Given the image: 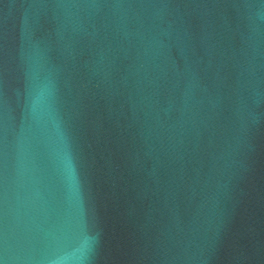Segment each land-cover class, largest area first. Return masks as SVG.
Instances as JSON below:
<instances>
[{"label":"water","instance_id":"95a60500","mask_svg":"<svg viewBox=\"0 0 264 264\" xmlns=\"http://www.w3.org/2000/svg\"><path fill=\"white\" fill-rule=\"evenodd\" d=\"M0 264H264V0H0Z\"/></svg>","mask_w":264,"mask_h":264}]
</instances>
